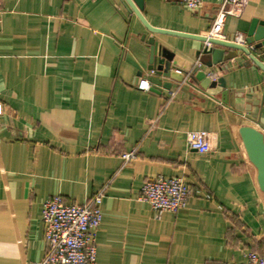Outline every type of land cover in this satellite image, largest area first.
<instances>
[{
    "label": "crops",
    "instance_id": "obj_1",
    "mask_svg": "<svg viewBox=\"0 0 264 264\" xmlns=\"http://www.w3.org/2000/svg\"><path fill=\"white\" fill-rule=\"evenodd\" d=\"M221 2L190 11L144 0L146 23L163 31L152 33L121 0H0V264L43 258L46 200L82 205L101 191L95 264L264 257V194L238 134L243 126L264 134V73L244 68L238 51L207 68L208 45L194 38L206 37ZM253 21L264 23V0H246L227 17L224 40L244 44ZM148 39L180 69L236 73L239 86L223 97L185 76L149 72ZM250 52L264 62V48ZM139 78L148 91L136 88ZM191 131L208 133V153L188 147ZM131 151L136 158L125 164ZM158 176L184 179L191 192L183 209L156 216L139 200Z\"/></svg>",
    "mask_w": 264,
    "mask_h": 264
},
{
    "label": "built area",
    "instance_id": "obj_2",
    "mask_svg": "<svg viewBox=\"0 0 264 264\" xmlns=\"http://www.w3.org/2000/svg\"><path fill=\"white\" fill-rule=\"evenodd\" d=\"M172 1L190 11L200 9L203 4V0ZM245 6L246 0H222L206 37L224 40L222 30L226 18L239 16ZM249 48L252 50L251 47ZM207 76L211 81L217 80L215 74ZM231 77V88H237L238 74L235 73ZM243 84L245 87L251 85L246 81H243ZM136 88L140 91H148L149 84L146 79L139 78ZM3 111L4 107L0 103V115ZM186 140L188 147L199 154L210 151L208 133L205 131H191L187 133ZM135 158V151L122 155L125 164ZM190 192L184 179L158 176L143 184L139 200L148 204L157 216L163 212L176 213L183 209ZM102 198L101 191L82 205L66 204L58 196L46 200L41 212L46 251L43 258L35 264H95V236L102 221L100 209ZM237 264H264V257L250 252L246 254L244 262Z\"/></svg>",
    "mask_w": 264,
    "mask_h": 264
},
{
    "label": "water",
    "instance_id": "obj_3",
    "mask_svg": "<svg viewBox=\"0 0 264 264\" xmlns=\"http://www.w3.org/2000/svg\"><path fill=\"white\" fill-rule=\"evenodd\" d=\"M121 2L139 19L148 31L152 33H163V31L149 27L143 18L144 0H121ZM245 37V45L207 37L194 38H199L200 41L208 45L202 51V55L211 56V60L204 64L205 67L211 68L212 66L229 61L237 56L236 52L238 51L242 54L241 59L244 62V68H249L250 64H252L264 73V62L253 55L250 49H248V47H251L252 50H261L264 48V23L253 21L245 33ZM147 42L150 47L147 68L149 72H154L159 76L169 74L171 79H179V81H182L185 76L205 91H220L223 97L227 96V91L232 85L231 78L220 77L215 81H211L204 71H197L195 69L182 70L172 53L159 47L152 39H148ZM220 48L229 49L230 51L224 52ZM169 86V84H163V88H168ZM238 134L249 162L256 169L258 188L264 194V134L249 126L240 127Z\"/></svg>",
    "mask_w": 264,
    "mask_h": 264
}]
</instances>
